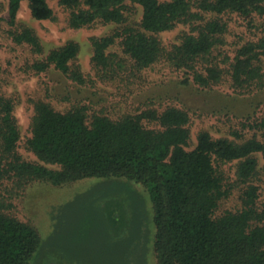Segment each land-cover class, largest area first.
<instances>
[{"label": "trees", "instance_id": "1", "mask_svg": "<svg viewBox=\"0 0 264 264\" xmlns=\"http://www.w3.org/2000/svg\"><path fill=\"white\" fill-rule=\"evenodd\" d=\"M23 2L29 4L36 21H57L48 0H8L11 26L17 24ZM127 3L142 8L139 26L92 42L93 66L100 80L115 81L128 62L137 73L163 61L192 75L193 82L205 89L220 85L228 74L234 89L264 92V37L240 48L228 72L213 63L214 51L224 44L222 37L227 33L226 24L217 18L225 14L264 17V0H60L72 30L90 28L97 22L123 25ZM205 15L216 20L205 22ZM179 25H191L195 34L185 35L181 44L167 50L158 35ZM12 36L17 45H27L36 55L44 53L32 29L23 27ZM117 40L124 59L109 52ZM78 55V45L70 43L51 51L32 68L43 73L53 67L84 85L80 69L72 64ZM201 61L207 65L206 75L198 70ZM15 106L0 90V180H16L19 187L33 182L62 187L92 178L135 182L145 188L152 204L158 264H264V212L257 208L258 187L247 186L242 210L216 215L229 192L222 165L238 162L236 175L244 184L258 174L255 156L264 160V143L256 137L239 142L214 139L203 131L193 143L189 113L176 107L147 109L114 119L106 113L90 114L86 105L62 113L38 101L27 141L29 151L41 162L38 164L24 161L18 153L21 131ZM146 121L156 128H148ZM251 125L264 136V119ZM117 188L120 194L107 190L94 203V208L99 206L94 209V227L101 230L104 252L103 260L98 254V263H111L114 256L116 262L129 263L130 251L140 238L139 208L144 204L128 186L119 184ZM55 238L58 245L66 241L61 234ZM58 245L53 238L44 245L33 226L0 212V264H31L43 247H50L52 253Z\"/></svg>", "mask_w": 264, "mask_h": 264}, {"label": "rangeland", "instance_id": "2", "mask_svg": "<svg viewBox=\"0 0 264 264\" xmlns=\"http://www.w3.org/2000/svg\"><path fill=\"white\" fill-rule=\"evenodd\" d=\"M48 3L57 21H36L31 15L29 4L23 2L17 24L11 26L8 0H0V90L15 102V117L21 131L18 153L24 161L41 164L27 148V141L32 136L34 104L38 101L48 103L62 113L73 106L86 105L90 114L106 113L114 119L126 114L142 113L147 109L162 111L167 107H176L189 113L193 143L203 131L209 132L214 139L228 138L240 142L256 137L264 143L263 134L252 129L251 125L264 119V92L260 93L254 88L236 90L228 74L220 85L205 89L193 82L192 75L176 70L163 61L137 73L132 69L131 62H128V68L120 72L115 81L99 79L92 60L93 40L122 32L127 27L137 28L143 13L140 6L126 4V21L123 25L97 22L90 28L72 30L68 26L69 14L60 5V0H48ZM215 18L205 15V22ZM217 19L226 24L227 33L222 37L224 44L214 51L213 63L228 72L240 48L249 43H258L264 37V17L253 15L245 19L237 14H225ZM23 27L32 29L39 37L44 49L42 55H36L27 45L19 46L13 41L12 33L19 32ZM189 34H195L191 25H179L170 32L158 35V38L163 47L170 50L181 44L183 37ZM119 42L117 40L109 52L124 59L126 56ZM70 43L79 47L78 58L72 64L80 69L84 85L77 84L53 67L43 73L32 68L36 62L45 61L51 51ZM206 66L202 61L197 66L204 75ZM145 125L156 128L147 121ZM255 157L259 161V171L248 184L238 180V162L222 165L225 189L229 192L220 201L216 215L242 210V197L248 185L258 187L257 208L264 212V160L259 154ZM46 166L60 169L53 165ZM119 184L128 186L144 204L139 208L143 224L137 231L140 238L137 247L130 251L129 263L116 262L115 256L111 263H98V254L101 253L103 260L104 252L100 245L101 230L94 227V209L99 207L96 205L94 208V203L107 190L120 194L117 188ZM128 203L132 204L133 200H128ZM0 212L33 226L44 245L52 238L58 245L59 239L55 236L64 235L66 241L53 249L54 255L50 253V247H43L31 264H158L153 247L152 204L145 188L135 182L92 178L62 187L41 182L19 187L16 180H0ZM119 253L120 247L117 245L116 256Z\"/></svg>", "mask_w": 264, "mask_h": 264}]
</instances>
